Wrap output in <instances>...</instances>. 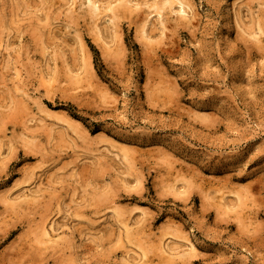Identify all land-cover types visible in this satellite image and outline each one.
<instances>
[{"label": "rangeland", "instance_id": "374dc122", "mask_svg": "<svg viewBox=\"0 0 264 264\" xmlns=\"http://www.w3.org/2000/svg\"><path fill=\"white\" fill-rule=\"evenodd\" d=\"M72 1L0 0V264H264V0Z\"/></svg>", "mask_w": 264, "mask_h": 264}, {"label": "bare ground", "instance_id": "6f19581e", "mask_svg": "<svg viewBox=\"0 0 264 264\" xmlns=\"http://www.w3.org/2000/svg\"><path fill=\"white\" fill-rule=\"evenodd\" d=\"M74 1H76V0H74ZM74 1H72V5L74 4L73 2ZM82 1V2H81ZM124 1V0H123ZM128 2V4H129V1H127ZM138 2V1H137ZM167 2V1H166ZM76 3V2H75ZM78 3V2H77ZM80 3H81V5L82 6H85V7H89L90 8V10H91V12L93 13L92 15H94V18L96 19V17H97V19H98V17L100 18V14L103 12V11H105L104 9H105V7L103 6V4L101 3V0H80ZM125 3V2H124ZM169 3V2H168ZM167 3V5H169V4H171V2L168 4ZM178 3H179V8H178V10L176 9V10H174L175 12H177V14L176 15H178V14H180L181 15V17H184V18H187L188 16L189 17H195V15H193V13H192V7L191 6H189L188 4H186V2L184 3V1L182 2V1H179L178 0ZM105 4V3H104ZM131 4H132V1H131ZM130 4V5H131ZM127 5V4H126ZM125 5V6H126ZM133 5V4H132ZM136 5H138V3L137 4H135V6ZM172 5V4H171ZM74 6V5H73ZM139 6V5H138ZM155 6V5H154ZM173 7H174V5H172ZM129 7H131V6H128V8ZM133 7H134V5H133ZM133 7H131V8H133ZM170 7V6H169ZM107 8V7H106ZM110 8V10L112 9V11H113V7H109ZM109 8H108V10H109ZM165 7H163V9H164ZM158 9H155V10H153L154 12L155 11H157ZM148 12V13H146L145 15H146V18L144 19L145 20V23H146V21L147 22H149V20L152 18L153 20H154V18H155V16H158L160 19H158V20H160V21H162L163 23H164V29L166 28V24H165V19H166V15H165V13H164V11L161 9V8H159V10L156 12V13H154V12ZM170 12V11H169ZM113 13H115L114 11H113ZM195 14V13H194ZM155 15V16H154ZM113 16V15H112ZM153 16H154V18H153ZM187 16V17H186ZM113 18L114 17H112V19L111 20H113ZM96 19V20H97ZM151 19V20H152ZM194 19V18H193ZM150 20V21H151ZM114 21V20H113ZM161 22V23H162ZM97 23V22H96ZM97 25V24H96ZM146 27V26H145ZM97 28H98V30L100 29L99 27H98V25H97ZM163 29V28H162ZM147 31V30H146ZM164 31H166V29L164 30ZM146 33V32H145ZM163 33V32H162ZM260 34H261V32H259ZM258 33V34H259ZM151 34V33H150ZM167 34V33H166ZM257 34V35H258ZM255 37H257L256 35H255ZM259 37V36H258ZM259 39H260V37H259ZM19 72V73H18ZM17 72V75H18V79H20V80H22V78L23 77H21V72L20 71H18ZM20 82V81H19ZM22 82V81H21ZM24 82V81H23ZM22 84V83H21ZM24 85V84H23ZM27 84H25L24 86H26ZM28 87V86H27ZM28 89V88H27ZM22 91H24V90H22ZM30 91V90H29ZM24 94L25 93H27L26 92V90H25V92H23ZM26 96V95H25ZM27 98H28V95L26 96ZM31 97V96H30ZM29 97V98H30ZM0 147H2L1 145H0ZM224 195V194H223ZM222 195V196H223ZM220 196V195H219ZM26 197H28V199H29V197H30V199H33V196H32V198H31V196H25V198ZM225 197V196H224ZM223 197V198H224ZM220 198H222L221 196H220ZM221 200V199H220ZM29 201V200H28ZM31 201V200H30ZM33 201V200H32ZM222 201H223V199H222ZM222 203V202H221ZM124 218V217H123ZM138 219V218H137ZM120 220V219H119ZM124 221H126V220H124ZM123 221V222H124ZM141 221V220H140ZM122 222V223H123ZM127 223H128V221L127 222H125V225H126V228H127V230L129 229L128 227H129V225H127ZM130 226H131V224H130ZM132 230V229H131ZM52 233V232H51ZM132 233V232H131ZM44 234L46 235V237L47 238H49L50 240H52L53 242H54V240L56 241V240H58V242H59V240H62V238L61 239H59L58 237H56V236H53L52 234H50L49 232H47V231H45L44 232ZM129 234V233H128ZM64 238V237H63ZM65 239V238H64ZM168 239V238H167ZM160 240H161V243H159V246L161 245V248L159 247V250H161L163 253V255L165 254V255H168V256H171L170 258H172V257H175V258H177L178 257V255H181L182 253H185L186 254V252L184 251H182L181 249H182V247L183 246H185V248H186V245L184 244V245H182L181 246V249L179 248V246H178V248H179V250L182 252H180L178 249H175V247L177 246H174L173 248H172V246H173V244H171V246H170V244H165L166 243V240H164V238H163V240L162 239H159V242H160ZM63 241V240H62ZM168 242V241H167ZM190 242V241H189ZM189 242H187V243H189ZM186 243V244H187ZM190 244V243H189ZM192 245V244H191ZM193 246V245H192ZM191 246V247H192ZM191 247H189L190 249H191ZM184 247H183V249H185ZM188 248V247H187ZM194 248V247H193ZM189 251V249L187 250V252ZM130 252V251H129ZM181 253V254H180ZM146 252H144V256H146ZM161 254V253H160ZM128 255V254H127ZM148 255V254H147ZM183 255V254H182ZM124 256V255H123ZM131 256V255H130ZM177 256V257H176ZM129 257V256H128ZM181 257V256H180ZM180 257H178L179 258V260L180 259H183L182 257L180 258ZM175 258H174V260H175ZM178 258H177V261H179L178 260ZM143 259V258H142ZM173 259V258H172ZM125 260H126V258H125Z\"/></svg>", "mask_w": 264, "mask_h": 264}]
</instances>
